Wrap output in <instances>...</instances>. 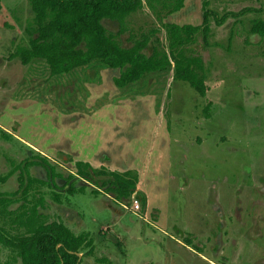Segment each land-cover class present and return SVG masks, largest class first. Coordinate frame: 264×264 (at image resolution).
Here are the masks:
<instances>
[{
  "label": "rangeland",
  "instance_id": "obj_1",
  "mask_svg": "<svg viewBox=\"0 0 264 264\" xmlns=\"http://www.w3.org/2000/svg\"><path fill=\"white\" fill-rule=\"evenodd\" d=\"M201 1L187 0L184 10L163 22L200 24ZM0 3V177L6 176L0 192L18 187V165L28 157L44 156L61 174L50 180L40 165L21 173L23 180L30 176L45 183H32L25 200L18 189L16 201L0 214L2 234L21 231L7 224L14 216L9 212L41 196L37 211L45 221H60L72 231V210L77 213L81 222L75 227L87 231L92 242L89 254L80 248L81 264H264V37L248 32L253 19L264 20V0H207L206 41L198 34L187 46L189 55L201 59L204 95L171 80V72L147 73L129 92L112 84L117 69H101L100 85L77 82L70 89L57 86L54 78L46 83L30 77L27 65L9 55L27 44L24 28L31 12L25 0ZM223 14L224 21L215 25L214 18ZM126 20L116 36L121 46L131 44L129 34L137 38L154 27L159 30L143 52L150 53L156 38L165 46L164 31L144 3ZM101 23L108 32L118 29L116 21ZM93 102L96 107L87 108ZM100 103L103 111L88 117ZM80 113L86 114L81 120ZM154 129L165 141L158 160L159 143L150 135ZM122 130L139 135L119 156L129 160L131 155L135 170L140 168L145 210L142 192L117 202L91 191L94 185L82 178L70 177L75 172L70 152L87 133L88 146L77 148L90 152L103 136L111 143ZM62 136L70 149L64 141L51 144ZM10 254L0 245V261Z\"/></svg>",
  "mask_w": 264,
  "mask_h": 264
},
{
  "label": "trees",
  "instance_id": "obj_2",
  "mask_svg": "<svg viewBox=\"0 0 264 264\" xmlns=\"http://www.w3.org/2000/svg\"><path fill=\"white\" fill-rule=\"evenodd\" d=\"M25 1L31 12V20L24 28L27 44L16 47L9 56L17 57L21 65H27L30 77L41 78L46 83L54 78L57 86H68L67 89H70L77 82L82 85L85 82L99 83L98 72L101 69H117V75L111 78L112 84L118 91L129 92L132 87L130 85L147 73L161 75L171 72V80L184 81L199 95H204L201 59L199 56L189 55L187 46L195 43L198 34L203 42L206 41L210 15L206 7L207 0L201 1L200 24L163 22L165 17L180 10L186 0ZM143 3L160 23L166 41L164 46L157 38L154 39L149 54H145L143 49L159 28L140 32L137 38L129 34L127 38L132 41L129 46H121L116 40V36L126 28L127 17ZM226 16L227 14H223L214 18L215 25H220ZM103 19L116 21L117 31H106L101 23ZM248 32L264 37V20L253 19L248 26ZM34 64L36 67L32 66ZM32 70L36 72L33 74ZM71 78V81L68 80ZM33 158L28 157L18 165V187L9 193L0 192L1 215H5L6 207L16 201L14 196L19 188L21 199L25 200L32 183H45L43 179L30 176L21 179V173H25L28 166L40 165L50 180L61 176L44 156L36 155ZM74 168L75 172L70 177L75 175L82 178L94 185L91 191H103L114 201L128 200L135 190L137 175L134 170L116 172L104 167L93 168L81 161L74 162ZM13 171L10 170L7 175ZM98 176L105 178L98 180ZM5 179L6 176L0 177V181ZM70 187L69 185L67 188L68 192H71ZM52 199L58 202L57 195L54 194ZM43 201V197L38 196L33 203H22L21 211L9 212H13L14 216L8 217L7 224L22 230L9 236L0 232V245L8 247L12 253L7 259L0 261V264H14L17 259L20 264H81V256L78 258L76 255L80 248H86L85 254L91 252L92 244L87 233L74 234L60 221H45L44 215L37 211V207L43 206ZM139 201L143 206V194L139 195Z\"/></svg>",
  "mask_w": 264,
  "mask_h": 264
},
{
  "label": "crops",
  "instance_id": "obj_3",
  "mask_svg": "<svg viewBox=\"0 0 264 264\" xmlns=\"http://www.w3.org/2000/svg\"><path fill=\"white\" fill-rule=\"evenodd\" d=\"M186 1L184 2V5L180 10H184V6H185ZM180 10H178L177 12H179ZM177 12H175V13H177ZM175 13H173V14H175ZM173 14H170L168 16H171ZM100 77L101 78H100L99 83H95L94 85H100L102 83L101 82L102 76H100ZM116 93L117 92H115L114 94H116ZM94 105H95V103L93 102V103H87L86 106H87V108H89V107L94 106ZM103 106L104 105H98L97 109L91 111L92 114L87 115V116L89 117V116L97 115L99 112L103 111V108H102ZM94 107H96V105ZM84 115H86V114L80 113L79 120H81V118L84 117ZM72 123H76V121L72 120ZM155 126L159 127V124H155ZM160 126H161V124H160ZM118 135H119L118 138H116L115 136H112V138L114 140L111 143L108 142V139L111 138L110 136L107 139H106V136H103L104 139L101 140L98 147H95V149L93 151L89 152V150H88L87 152H85L84 150L81 151L78 148L88 146V141H89L88 139L90 138V135L87 133L83 137V139H81V141H80L81 146L80 147L77 146L78 148L75 147L74 150L72 149V152H70V153H72V159L74 162H76V161L86 162L93 168L99 166V167H104L107 170L116 171V172H122V171L128 170V169L134 170L136 172V175H137V181H136V185H135V190L131 195H134L137 192H142V194L145 197V203H144L145 204L144 210H145L147 203H148V198H147V195L145 194V192L141 189L143 184H141V179H140V178H142V173L139 172L140 168H138V170H135L136 168H134V166L132 164L133 160L131 158V155H129V160H125L123 156L122 157L119 156L121 154V152L126 151V149H127V151H129V147H126V146H131V144L134 143V141L136 140V138L139 137V135L138 134H136V135L131 134L130 132H126L125 130L124 131L122 130V132L119 133ZM150 135H152L151 138H153V140L156 143H159V145H157V147L159 149L157 150V152H155V158H154L155 160H158L160 153L162 152V149H160V146L164 145L165 141L163 140L162 135H158L155 132V129L153 130V133ZM22 141H23V139H22ZM58 141L66 142V144L68 145V149H70V145H69L70 142H69V140L66 141V139L64 137L57 139L55 142L52 141L51 144L53 146L54 145L57 146L59 143ZM160 141L162 142V145H160ZM24 143L26 144V141H24ZM38 152L41 153L40 150H38ZM44 154L45 153H43L42 155H44ZM155 163H156V161H155ZM84 183L89 184L85 180H84ZM88 186H92V185H88ZM103 196L106 197V195H104V193H103ZM111 199H113V198L111 197ZM106 205H107V201H106ZM115 209H120V208H115ZM74 222H75V224L72 225V232L74 234L87 233V231H79L78 228L75 227V226H78L80 224L81 220L78 219L77 213L74 210H72V223H74ZM91 244H92V242H91ZM77 253L80 257L81 253L80 252H77Z\"/></svg>",
  "mask_w": 264,
  "mask_h": 264
},
{
  "label": "built area",
  "instance_id": "obj_4",
  "mask_svg": "<svg viewBox=\"0 0 264 264\" xmlns=\"http://www.w3.org/2000/svg\"><path fill=\"white\" fill-rule=\"evenodd\" d=\"M132 197V199H133V195H131ZM135 198V197H134ZM132 208L134 209V210H136L137 208H138V205H137V201H134V204H133V206H132Z\"/></svg>",
  "mask_w": 264,
  "mask_h": 264
},
{
  "label": "water",
  "instance_id": "obj_5",
  "mask_svg": "<svg viewBox=\"0 0 264 264\" xmlns=\"http://www.w3.org/2000/svg\"><path fill=\"white\" fill-rule=\"evenodd\" d=\"M76 255L78 256V258H79V255H78V253H76Z\"/></svg>",
  "mask_w": 264,
  "mask_h": 264
}]
</instances>
